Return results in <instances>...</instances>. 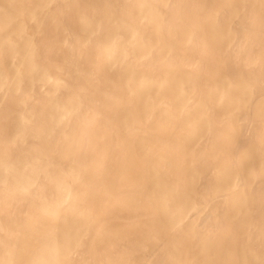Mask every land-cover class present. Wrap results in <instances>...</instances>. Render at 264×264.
<instances>
[{"label": "bare ground", "instance_id": "6f19581e", "mask_svg": "<svg viewBox=\"0 0 264 264\" xmlns=\"http://www.w3.org/2000/svg\"><path fill=\"white\" fill-rule=\"evenodd\" d=\"M0 264H264V0H0Z\"/></svg>", "mask_w": 264, "mask_h": 264}]
</instances>
